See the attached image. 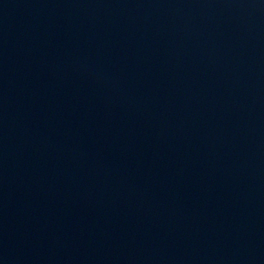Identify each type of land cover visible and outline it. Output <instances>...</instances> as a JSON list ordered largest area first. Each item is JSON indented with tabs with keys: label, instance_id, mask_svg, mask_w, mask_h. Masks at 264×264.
Instances as JSON below:
<instances>
[{
	"label": "water",
	"instance_id": "water-1",
	"mask_svg": "<svg viewBox=\"0 0 264 264\" xmlns=\"http://www.w3.org/2000/svg\"><path fill=\"white\" fill-rule=\"evenodd\" d=\"M0 264H264V0H0Z\"/></svg>",
	"mask_w": 264,
	"mask_h": 264
}]
</instances>
